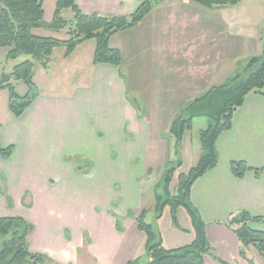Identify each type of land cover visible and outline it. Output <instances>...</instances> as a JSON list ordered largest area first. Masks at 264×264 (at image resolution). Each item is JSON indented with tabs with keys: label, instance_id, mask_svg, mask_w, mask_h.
<instances>
[{
	"label": "crops",
	"instance_id": "1",
	"mask_svg": "<svg viewBox=\"0 0 264 264\" xmlns=\"http://www.w3.org/2000/svg\"><path fill=\"white\" fill-rule=\"evenodd\" d=\"M143 1L75 0V4L84 15L114 16L132 14ZM263 25L264 0H243L235 6L213 9L185 0H167L155 6L138 26L109 39V47L121 54L120 67L93 65L95 42L87 41L68 58L63 57L64 51L60 55L68 84L63 95L44 91L36 84L33 70L39 94L15 118L8 109V92L0 90V145L14 148L7 161L0 158V200L16 209L12 216H4L3 208L0 217H21L30 223L29 251L53 263H72L84 247L85 236L87 253L95 264H127L146 256L145 237L134 219L143 210L146 170L134 173L132 163H143L152 155L151 138H163L160 144L169 150L173 137L165 134L179 112L242 72L245 49L263 52ZM60 33L66 35V31H33L36 36L50 38ZM39 68L41 76H49V65ZM19 85L15 83L14 88L22 97L27 87ZM131 100L141 107L142 117ZM189 131L180 144L184 153L193 150ZM215 147L218 164L193 184L191 203L205 223L208 243L217 255L229 264H248L239 256L237 237L223 223L239 211L264 219V175L256 179L247 173L237 179L230 171L231 162L264 168L263 96H246L232 116L231 128L218 136ZM77 159L91 163L88 174H76ZM99 162L106 164L102 171ZM75 174L91 180V191L96 195L110 193V202L89 218L83 204L73 211L64 205L52 216L53 187L59 185L57 205L61 206L67 200L66 191L64 197L61 195L63 179ZM115 187L118 192L112 189ZM115 216L121 220L120 231ZM188 221L186 228L178 222L183 231L174 228L182 235H174L176 248L193 241L189 217ZM249 227L264 233V223ZM247 257L254 264H264V258L251 247ZM204 263L219 264L208 256Z\"/></svg>",
	"mask_w": 264,
	"mask_h": 264
},
{
	"label": "trees",
	"instance_id": "2",
	"mask_svg": "<svg viewBox=\"0 0 264 264\" xmlns=\"http://www.w3.org/2000/svg\"><path fill=\"white\" fill-rule=\"evenodd\" d=\"M167 0H145L130 15H100L92 13L84 15L76 6L75 0H57L51 22L44 20L43 0H0V48L8 49L6 59L16 61L21 57H28L13 66L10 73L0 76V90L8 92V109L15 117H20L35 101L38 89L33 83V70L36 65L46 69L53 52L58 48L64 49V58H68L73 51L87 41L95 42L93 65L108 64L115 67L121 65V54L111 49L109 39L120 32L138 26L149 16L155 6ZM203 8H223L235 6L242 0H185ZM70 9L73 13L71 21H64L61 12ZM264 27V25H263ZM43 29L59 33L66 31V40L50 37H39L34 30ZM23 83L27 93L19 96L14 88L15 83ZM253 94L264 97V41L262 55L251 58L243 73H238L226 84L214 87L208 92L189 103L171 123L169 134L175 141L176 153L180 148L183 135L192 128L194 119L207 117L212 123L199 133L200 157L197 164L187 175L177 177V190L169 191L175 169L166 167L157 188L163 193L155 191L156 202L155 220L161 217V209L169 208L172 226L180 231L177 210H185L191 222L193 241L186 246L165 249L160 235L155 232L153 225L145 223L143 210L135 219L137 230L145 237L146 264H205L204 257L208 256L219 264H229L216 255L208 243L206 225L198 211L191 203L190 193L193 184L218 164L216 141L218 136L231 128L232 116L241 107L247 95ZM139 117L142 109L137 101L131 100ZM14 153L12 146L3 148L0 145V158L7 161ZM82 161V160H80ZM79 162L77 159L74 164ZM180 166V164H179ZM91 163L85 162V170L75 167L76 174H88ZM179 168V167H178ZM177 168V169H178ZM231 174L242 179L245 174L252 173L256 179L264 175V168L249 167L245 162H231ZM156 188V189H157ZM114 216V215H113ZM129 216H133L132 213ZM116 229L120 231V218L115 216ZM252 223L263 224L264 219L252 217L247 212L239 211L232 214L223 223L237 237L240 243L239 256L248 264L254 261L247 257V251L253 248L260 258H264V233L251 230ZM33 226L21 217H0V238L4 241L0 246V264H43L50 259L43 255L29 251L28 236ZM127 264H141L137 258Z\"/></svg>",
	"mask_w": 264,
	"mask_h": 264
},
{
	"label": "rangeland",
	"instance_id": "3",
	"mask_svg": "<svg viewBox=\"0 0 264 264\" xmlns=\"http://www.w3.org/2000/svg\"><path fill=\"white\" fill-rule=\"evenodd\" d=\"M56 1L57 0H43L44 20H46L47 22H51L53 19ZM246 7H247L246 9H251L248 6ZM0 9H1V5H0ZM61 17L64 21L68 22L73 19V13L71 12L70 9H65L61 12ZM262 30L263 31H261V40L264 41V27ZM36 34L38 35L41 33L37 31ZM55 37L57 40L67 39V36L64 33H60V35L55 36ZM63 51H64L63 48H58L57 50L54 51L55 52L54 56L50 59V62H49L50 73L48 77L41 76L39 65H36L34 68L36 84L39 85L44 91L52 92L57 96L63 95L66 92V89L68 88V84L65 82V77L62 72V68L60 66V55L62 54ZM7 52H8V49L0 48V76L3 73H10L13 66L16 65L17 63H20L21 61L29 59L28 57H21L16 61H10L6 59ZM261 55H262L261 51L255 52L254 50L248 51L245 49L244 50V66L240 74L243 73L244 68L246 67L248 61L251 58H256ZM19 86H22L25 88L24 84L21 82ZM25 91L26 90H24L23 92ZM23 92H20V93H23ZM132 97H135V96H132ZM181 112H179V114ZM86 118H87L86 123L89 124L90 117L87 116ZM211 123H212L211 119L207 117L194 119L192 128L190 129L189 135H188L189 136L188 140L189 139L191 140L192 142L191 146L193 150H191L189 146L190 148L189 151L184 153V152H181V147H180L178 149V152L176 153V150L174 148L175 142L173 138L169 136L170 134L166 133L165 137L171 138L170 140L172 141L170 144L169 150H167V148H163V145L160 144V140L163 142V138L161 139L155 138V137L154 139L151 138L152 155L146 158V160L143 163L138 160H135V162H133L131 165L132 168L136 167V169L133 170L134 173H140L141 171L140 168H144L146 170V173L144 175L145 177L142 182L143 183V187H142L143 210L145 211L144 220H145V223L153 225L155 232H157V234L163 238L165 249L176 248L177 246L173 242L175 238L174 235H180V234L176 232L174 227L172 226L171 218L169 214V208H164L163 210L161 209L162 212H161L160 220H157L158 223L155 222L156 220L154 218H155V211H156V202L154 200V193L155 191H157L160 194L163 193L162 188L161 187L157 188V186L162 176L164 175L165 169L167 166L170 167V169L174 168L175 173L177 172L178 175L179 174L187 175L190 169L197 164L196 159L200 157V153H201L200 144H199V133L201 131L206 130ZM182 153H184L183 156H181ZM182 160H183V163H182ZM138 163H140L139 168H137ZM97 165H98V169L102 171L106 164L99 162ZM126 165H128V167L131 168L130 163H127ZM75 167L81 168L82 171H84L85 161L84 160L79 161ZM178 167H181V168L177 170ZM175 173L172 178L171 184L169 186V191H171L172 194L176 193V190H177L178 175H176ZM74 176L75 177H71L69 175L65 179H63V183H62L63 188H62L61 195L62 197H64V191H66L67 200L63 201L61 206L57 205V196L59 195L60 191L56 188H58L59 185L56 184L53 187L54 190L52 192L53 203L51 204V209H52L51 215L52 213L57 212L59 211V209H63L66 206L68 209H71L73 211L74 208L76 209L79 208L81 204H83L84 209H85L84 211L85 215L88 218L91 217L92 212L97 213V212H100L101 210H105L106 206L110 202L109 199H111L110 193L107 192L106 194L96 195L94 192L91 191V188L93 186L91 183V180L85 179V177L78 178L76 174ZM110 185H113V184H110ZM112 189L114 190V192H118L117 187L112 188ZM25 200L28 201V197ZM5 204H6L5 200L2 198L0 200V211L3 208L5 209L4 216H12V214L16 213L14 211L16 210L15 208L14 210H12L8 208V206ZM67 214H69L68 211H67ZM177 215H178L179 225L182 228H186L189 221H188V216L185 210L182 208H179ZM85 239L88 240L86 236H85ZM86 240L84 241L83 249L78 251L77 256L74 258V261L72 263L69 262V263H64V264H95L94 260L87 253L85 245L89 242ZM3 241L4 239L0 238V246ZM216 255H217V252H216ZM147 262H148V258L146 256L141 258V264H146ZM43 264H59V263L45 262Z\"/></svg>",
	"mask_w": 264,
	"mask_h": 264
}]
</instances>
